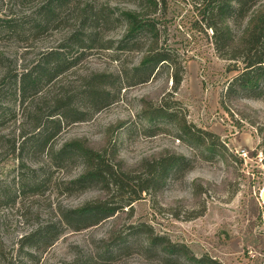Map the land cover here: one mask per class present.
I'll return each mask as SVG.
<instances>
[{
    "label": "rangeland",
    "instance_id": "374dc122",
    "mask_svg": "<svg viewBox=\"0 0 264 264\" xmlns=\"http://www.w3.org/2000/svg\"><path fill=\"white\" fill-rule=\"evenodd\" d=\"M41 1L0 0V54L10 58L17 71L34 62L42 52L64 44L69 32L78 30L77 18L86 3L103 6L106 13L111 11L109 6L116 14L125 9L136 10L139 4L138 0H74L64 8L58 25L33 36L29 30ZM158 1L159 11L150 18L160 31L159 48L171 56L174 68L181 74L177 92L172 90L173 68L168 64L158 67L152 76L139 69L149 36L121 50L117 42L125 33V24L112 22L109 31L102 26L100 37L116 42L114 47L87 51L81 56L70 53L73 67L32 102L22 105L15 101L9 83L0 89V180L16 175L19 161L13 146L36 130L29 104L46 113L66 93L75 95L80 106H91L84 94V78L93 73L106 74V86L111 92L109 103H105L108 105L94 114L90 112L84 122L63 125L50 144L59 148L71 139L85 138L98 144L109 138L122 160L133 168L144 159L163 153L185 156L187 163L170 176L162 192L157 197L143 195L133 204L134 217L125 216L117 231L147 224L156 234L182 246L188 255L166 256L148 249L144 238L136 237L128 249L111 258L104 243L113 225L110 219L80 232L63 227L54 245L35 259L19 256V240L23 236L39 225L56 223L59 209L77 208L98 196L97 188L72 192L67 189V182L81 173L82 167L76 163L53 167L49 171L50 182L38 195L26 192L15 205L0 207V264H68L86 256L95 257L90 264H203L201 260L208 258L220 264H264L262 137L257 127L240 115L242 112L252 120H264V83L248 93L226 96L230 83L245 70L246 64L242 60H223L215 49L209 24L221 0ZM260 11L264 13V0H248L243 11L229 19L236 38ZM6 22L14 24V33H9ZM257 51L258 55L264 53V42ZM144 79L146 82L141 83ZM145 102L148 112L164 104L192 124L194 132L199 129L214 134L219 138L218 147L212 149L188 139L171 119H145ZM119 126L122 129L115 132ZM28 160L39 166L47 159L38 154ZM195 184L209 190L196 197ZM123 196L126 200L129 193ZM109 198L116 201L120 197ZM194 214L201 215L191 217ZM57 228L60 230L59 225Z\"/></svg>",
    "mask_w": 264,
    "mask_h": 264
},
{
    "label": "trees",
    "instance_id": "16d2710c",
    "mask_svg": "<svg viewBox=\"0 0 264 264\" xmlns=\"http://www.w3.org/2000/svg\"><path fill=\"white\" fill-rule=\"evenodd\" d=\"M136 10L125 9L116 14L113 9L106 13L103 6L98 7L92 2L86 3L81 10L77 22L78 30H71L68 38L57 49L42 52L38 58L25 66L21 71L13 69L14 62L4 54H0V89L9 86L15 101L23 105L26 101L38 97L45 87L55 82L66 70L73 67L68 58L70 53L84 55L87 51L95 49H112L113 40H104L100 37L101 27L107 31L112 22L122 21L125 33L117 42L118 49L125 50L130 44L137 43L146 36L150 37V43L143 54L139 69L149 71L152 76L161 65H169L173 68L171 75L172 90L177 92L182 83V77L174 68L171 56L159 48L160 31L157 24L150 17L159 11L158 0H138ZM218 1V0H217ZM248 0H221L218 10L213 15L209 28L213 31L215 49L219 57L227 61L246 64L245 70L229 85L226 96L236 97L240 93H248L255 87L264 83V53L258 55V47L264 42V13L261 11L249 21L248 28L239 38H236L228 21L234 15L243 11L244 4ZM74 0H42L33 14V25L29 33L39 36L50 27L58 25L62 21L61 15L64 8ZM9 33H14V24L6 22ZM24 32V31H22ZM2 31L0 30V37ZM79 56V55H78ZM77 56V57H78ZM12 63V65H11ZM108 76L106 74L93 73L84 78V94L91 101V106L83 107L75 102V95L61 94L48 112L37 108L32 109L35 115L36 130L31 136H22V142L15 143L14 153L19 161L17 173L9 180H0V207L15 205L17 199L26 192L38 195L43 186L50 182L49 171L53 167L63 168L65 165L79 164L81 173L67 182L70 191H85L89 188H97L98 196L77 208L59 209L58 221L39 225L35 230L23 236L19 240V256L25 260L35 259L37 254L52 247L59 236L61 229L67 227L76 232L95 227L113 219L111 230L107 234L104 243L109 257L117 256L122 250L128 249L132 240L136 237L144 238L148 249H155L169 257H181L188 255L180 245L172 243L166 236L158 235L152 226L147 224L130 225L125 231H117L125 216L134 217L133 204L142 199L143 195L157 197L162 192L170 176L182 169L187 163V158L176 153H163L144 159L137 167H129L119 156L116 145L111 144L109 138L101 143L91 142L85 138L71 139L59 148L51 145V141L60 133L63 125H73L88 120L89 115L96 113L101 106H107L111 92L107 88ZM146 82V80H141ZM229 110V109H228ZM143 117L148 120L168 118L178 123L179 129L190 140H195L205 147L217 148L219 138L212 133L197 129L189 124L175 111L170 110L164 104L153 108L148 112L146 102ZM241 117L250 121L257 127L262 137L264 153V120H252L249 115L241 112ZM122 126L116 128V131ZM221 145V144H220ZM223 147V146H221ZM46 157L45 163L39 166L28 161L36 155ZM232 157L229 155V158ZM33 161V160H30ZM33 163H36L33 161ZM38 163V162H37ZM208 184V183H207ZM193 195L201 196L209 189L205 185L195 184ZM209 185V184H208ZM129 193L124 200L123 195ZM114 195L120 197L111 200ZM195 209L191 210L193 214ZM201 214H194L195 217ZM59 225L60 230L57 228ZM128 246V247H127ZM2 253V249L0 250ZM24 259V258H23ZM95 257L76 258L68 264H90ZM203 264H220L216 260L204 259Z\"/></svg>",
    "mask_w": 264,
    "mask_h": 264
}]
</instances>
